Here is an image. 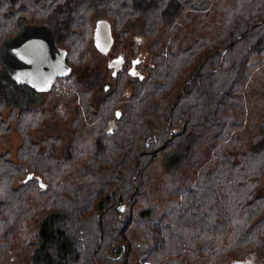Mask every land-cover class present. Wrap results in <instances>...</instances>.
<instances>
[{"label": "trees", "instance_id": "16d2710c", "mask_svg": "<svg viewBox=\"0 0 264 264\" xmlns=\"http://www.w3.org/2000/svg\"><path fill=\"white\" fill-rule=\"evenodd\" d=\"M88 12L110 18L114 47L140 20L138 32L152 38L141 77L121 57L104 87L91 69ZM23 22L48 24L72 68L38 92L0 62V135L14 121L21 139L17 161L0 153V251L31 226L24 264H129L138 248L129 225L157 211L155 202L133 209L150 163L160 154L175 176L211 134L220 141L134 264H236L264 253V109L250 133L231 113L246 104L251 52L264 48V0H0V42ZM50 117L70 123L65 144L60 134L31 137Z\"/></svg>", "mask_w": 264, "mask_h": 264}, {"label": "rangeland", "instance_id": "374dc122", "mask_svg": "<svg viewBox=\"0 0 264 264\" xmlns=\"http://www.w3.org/2000/svg\"><path fill=\"white\" fill-rule=\"evenodd\" d=\"M212 10L213 12H210L211 18L215 19L216 9ZM106 18L110 20V18L103 13L94 14L92 12H88V14H85L83 18V22H85L83 25L86 26L84 29L87 28L88 32L86 36V42L89 49L91 50V60L93 61L91 69H93V72L97 77H100L101 82L112 83V81L109 79L111 71L107 67L112 54H104L101 50L96 49L93 44V34L96 26V20L102 19L108 21ZM139 24L140 20H136L133 28H131L129 31L128 29H125L127 30L125 34L122 35V33L120 34L118 32L119 35L122 36L121 40L117 42L116 47L112 46L110 51L117 53V50H121L122 48V50L125 49V52L131 53L135 42L133 37L135 35L140 37V40H142V45L137 51H134V55L141 57V64L137 65L136 67L140 72L141 69L139 70V66L146 63L149 59V56H151V53H147L146 49L149 42L152 41V38L145 37L146 34L144 35L138 32L137 28H139ZM117 29L119 31L120 28L117 27ZM133 29L137 31H134ZM201 31L204 32L205 30H200V32ZM145 38L146 41L143 43ZM57 44L60 46V43ZM237 49L239 52H242L244 50L243 44H239ZM82 65H84V63ZM70 67L72 68L71 65ZM140 68L142 67L140 66ZM247 71L248 75L245 82L241 86V90H245L243 94V100L246 104L241 109L232 111L231 113L236 119L242 122L243 131L245 133H250L251 130L256 126L261 109H264V48L260 52H251ZM61 83L62 80L56 79L53 85L57 87L61 85ZM65 89L68 90L66 87ZM57 90L58 89L56 88V94ZM5 115L6 112L3 114V116L5 117ZM51 118L52 117H50V119L45 122L43 127L32 130L31 137L33 139H38L45 134H60L61 143L65 144L71 132V126L69 125L70 123L68 121H60L57 118ZM70 119L71 116L68 118V120ZM10 125L12 129L7 133L0 135V153L7 152V157L9 159L17 161L16 150L21 143V139L19 133L15 130V122H10ZM228 131L230 132V129ZM227 135L228 132L223 136V138ZM219 141V139H216L211 134L201 137L195 145L194 159L191 162H186L183 164L175 176L171 175L164 169L160 154H158L157 157L150 163L149 167L151 172L150 176L148 177L150 181L147 185L146 195L143 194L137 197V201L133 205V209L135 213L139 206H145L151 202H155L157 205V211L150 222L145 223L142 221H134L129 225L127 234L131 240L138 244L136 252L133 250L134 252L130 257L129 264H134L135 261L139 259L142 251L151 248L157 243L159 233L157 232L156 227L167 219L174 206L179 202L181 193L192 183L198 168L206 161L212 149L218 144ZM263 191L264 173L261 176V183L258 186V192L261 193ZM29 229H31V226L15 229L13 241L11 242L10 246L0 251V264H24L27 256V250L24 249L23 243L25 242V237L29 234ZM99 229L102 230L101 223ZM262 257H264V253H252L248 255L245 260L236 264H261ZM146 262L148 263L149 260Z\"/></svg>", "mask_w": 264, "mask_h": 264}, {"label": "water", "instance_id": "95a60500", "mask_svg": "<svg viewBox=\"0 0 264 264\" xmlns=\"http://www.w3.org/2000/svg\"><path fill=\"white\" fill-rule=\"evenodd\" d=\"M137 61H132L128 73L141 77L142 73L135 67ZM0 62L16 84L27 85L38 92L48 91L56 77L66 76L71 70L66 60V50L56 43L54 31L46 23H21L12 35L0 42ZM118 116L119 111H116V117ZM115 128V118H111L106 131L112 133ZM172 133L173 131L171 135ZM118 205L123 210L125 203L120 202ZM97 219L100 226L99 212Z\"/></svg>", "mask_w": 264, "mask_h": 264}, {"label": "flooded vegetation", "instance_id": "af4514ba", "mask_svg": "<svg viewBox=\"0 0 264 264\" xmlns=\"http://www.w3.org/2000/svg\"><path fill=\"white\" fill-rule=\"evenodd\" d=\"M111 26L109 21L106 20H96V26L94 29V34H93V44L95 46L96 49L101 50L104 54H112L109 63L107 64V67L111 68V74L114 72V70L116 69V66L118 65L117 62L119 60V58L123 57L128 59V66H127V70L129 69V67L132 65V61L137 59L138 61L135 63V67H137V65L141 64V57H139L138 55H134V51H137L138 48L140 47L142 40H140V37H137L136 35L133 37L135 42L133 45V49L132 52H126L125 54H123L122 51H117V53H114L113 51H110L112 48V37H111V33L110 30ZM55 34V33H54ZM56 37V35H55ZM56 39V38H55ZM57 43V42H56ZM110 51V52H109ZM58 77L55 78V80ZM54 80V82H55ZM54 84V83H53ZM52 84V86H53ZM104 87H107V84L104 83ZM51 89V88H50ZM116 116V115H115ZM111 118L108 119V121ZM108 121H107V125H108ZM106 125V128H107Z\"/></svg>", "mask_w": 264, "mask_h": 264}, {"label": "snow or ice", "instance_id": "6c2138e0", "mask_svg": "<svg viewBox=\"0 0 264 264\" xmlns=\"http://www.w3.org/2000/svg\"><path fill=\"white\" fill-rule=\"evenodd\" d=\"M133 74H135V73H133Z\"/></svg>", "mask_w": 264, "mask_h": 264}]
</instances>
